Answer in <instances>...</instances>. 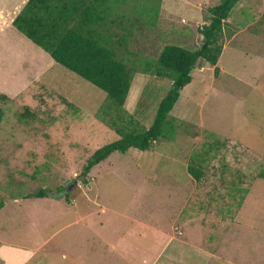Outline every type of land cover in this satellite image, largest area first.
Here are the masks:
<instances>
[{"label": "rangeland", "instance_id": "374dc122", "mask_svg": "<svg viewBox=\"0 0 264 264\" xmlns=\"http://www.w3.org/2000/svg\"><path fill=\"white\" fill-rule=\"evenodd\" d=\"M219 4L220 0H162L158 25L140 41L142 54L157 59L168 45L198 49L204 43L200 30L211 21L210 9ZM149 5L153 9L155 3ZM224 31L220 73L199 65L172 112L190 123L179 138L161 140L153 152H115L93 169L88 183L82 172L92 153L120 140L102 120L100 110L109 101L107 94L56 64L44 75L35 61L28 62L25 71L17 72L12 66L14 71L3 75L0 70V94L9 96L0 104L6 111L0 126V203L5 205L0 209V240L30 244L37 232L50 235L65 222H89L88 227H74L73 234L63 233L59 244L63 239L74 244L84 234L88 242L81 255H86V264H103V251H109L104 237L108 230L102 224L118 222L113 236L133 231L132 221L117 212L129 216L140 211L135 214L139 221L143 217L165 230L178 215L182 219L199 216L197 222L205 226L180 220L186 224V237L197 238L199 229L208 244L196 243L221 258L229 254L241 264H264V179L258 177L264 171V0H241ZM23 58L18 63L27 61ZM170 85V81L138 75L127 110L134 113L148 86L146 110L154 116ZM26 108L35 117L20 120ZM146 120L149 125L151 120ZM202 140L206 147L199 145ZM219 140L223 144L217 147ZM198 145V154L217 150L201 180L189 171L191 153ZM223 161L229 167H222ZM240 171L246 177L237 179ZM237 182L245 185L233 189ZM60 187L65 192L59 194ZM43 190L49 196L26 198ZM57 195L61 200L54 198ZM104 207L109 211L103 212ZM226 223L227 228L222 226ZM149 235L139 245L150 246L154 239ZM214 236L219 237L217 242L211 241ZM116 251L127 261L142 264V253ZM245 253L253 259L247 262ZM48 257L53 260L50 253ZM106 262L119 264L120 260L109 254Z\"/></svg>", "mask_w": 264, "mask_h": 264}, {"label": "trees", "instance_id": "16d2710c", "mask_svg": "<svg viewBox=\"0 0 264 264\" xmlns=\"http://www.w3.org/2000/svg\"><path fill=\"white\" fill-rule=\"evenodd\" d=\"M240 1L220 0L219 5L210 9L211 21L200 30L204 36L201 47L191 51L181 46L168 45L157 59L142 54L144 48L140 47V41L145 32H151L158 25L162 0L27 2L14 20L13 27L49 54L56 65L91 83L108 96V103L100 110L102 120L113 128L120 140L92 153L82 172L86 182L93 169L107 161L115 152L125 154L131 149L153 152L158 150L157 145L161 140L173 141L176 135L179 138V132L185 130L190 123L186 119L179 120L172 112L182 91L193 82V74L199 65L215 68L216 75L220 73L218 65L224 49V25L228 19L230 20ZM149 2L155 3L153 9ZM138 75L171 82L167 94L158 102L154 116L151 113L147 114L146 110L150 105L144 99L145 95L150 93L148 86L134 113L127 110L133 83ZM60 97L65 100L63 95ZM8 100L9 96L6 93L0 94V104ZM69 106L75 108L74 103H70ZM5 112L0 106V126L4 122ZM19 117L21 120L24 117L34 118L35 115L26 108L24 115L20 114ZM141 118H145L143 124ZM146 119L151 120L149 125L144 123ZM222 144L223 141L219 140L217 147ZM199 145L206 147L204 140ZM199 145L191 153L189 166V171L197 180L208 174L206 166L217 154V150L211 149L208 153L198 154ZM213 152L215 154L211 155ZM222 164V167H229L225 161ZM238 175L237 179L246 177L241 171ZM258 177L264 179V171L259 172ZM238 184L239 187L245 185L237 182L233 184V189L237 188ZM58 191L61 194L65 192V188L60 187ZM46 196L49 195L43 190L40 193L29 194L26 198ZM3 206L4 203H0V209Z\"/></svg>", "mask_w": 264, "mask_h": 264}, {"label": "crops", "instance_id": "0c3cea01", "mask_svg": "<svg viewBox=\"0 0 264 264\" xmlns=\"http://www.w3.org/2000/svg\"><path fill=\"white\" fill-rule=\"evenodd\" d=\"M28 1L29 0H0V70L3 75H6L7 73L11 74L14 71L15 68L13 67L15 66L17 67V72L25 71L26 69H24V67H29L28 62L30 61H35L37 65L36 68H39V71L41 72L40 75H44L51 69V67H53V65H55V62L49 54L33 44L31 40L17 31L12 25L19 12L24 8ZM23 57L27 60L24 62L25 64L18 63V60L24 59ZM185 89L182 91L181 97ZM54 198L61 200V196L59 197V195ZM186 206L187 205L184 206V209ZM4 208L5 205L1 210ZM96 210L98 209L93 211ZM104 210L109 211V208L104 207L102 211L104 212ZM117 214L127 217L130 219L129 221H132L130 223L133 224L131 225L133 231L128 236L122 234L113 236V231L119 225L118 222H104L102 224L103 230H108V232L104 234V237L108 238L105 245L108 247L109 251V253H106V250L103 251V254L105 255V260H101L103 264H108L106 259L109 257V254L110 256L114 254L120 260L119 264H134L131 261L124 259L125 257L118 253L116 248L134 251L135 254L142 253L140 256L142 264H241L238 263V261H235L233 256L230 257L229 254L225 259L221 258L217 252L205 248L204 244H208V242L206 241L207 239L205 236L200 235L199 229H196V233L200 238H192L193 234L186 237V224H183L180 220H183L185 223L195 221V223H198L199 225L203 224V226H205V222H197L199 216H196V218L187 217L182 219L183 216L178 215V217L173 218V221L169 226L171 228L165 230L159 227L156 228L153 223V226L150 225L149 222L144 221L142 216L141 221H139L137 218L140 217H137L135 214H140V211H132L129 216H125L118 212ZM131 215L133 218L130 217ZM88 216H91V214ZM212 224H216V222H212ZM81 225L88 227L89 222H65L61 226L52 229V234L50 235H42L37 232L36 241L32 240L29 242L30 244H17L15 241L11 242L2 239L0 240V264H86V255H81L86 249L85 246L88 242L86 235H81L78 238V241L74 244L70 241H67L66 243L64 239L63 242L59 244L61 237H63V233L70 231V233L73 234L74 227ZM218 226H220L219 223ZM222 226L227 228L229 227V223ZM149 230L156 232L150 234V232H148ZM219 232H221V228ZM219 232H217L218 235L220 234ZM146 234H150L151 236L149 235V238H153L154 240H152L150 246L145 245L144 243L139 245L140 242H144L143 239L148 238V235ZM216 238L217 239H215L214 236L211 241L217 242L219 237ZM54 240H56V242ZM20 241L22 240L20 239ZM196 242H202L204 244L202 246ZM78 246H80V249ZM49 253L50 257H53L52 261L49 260ZM242 255H245V258H242L247 262L252 259L250 253Z\"/></svg>", "mask_w": 264, "mask_h": 264}]
</instances>
